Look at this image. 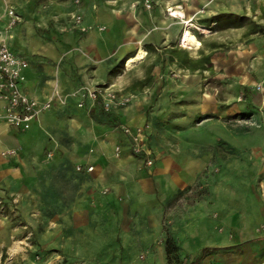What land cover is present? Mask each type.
I'll list each match as a JSON object with an SVG mask.
<instances>
[{
  "label": "rangeland",
  "instance_id": "374dc122",
  "mask_svg": "<svg viewBox=\"0 0 264 264\" xmlns=\"http://www.w3.org/2000/svg\"><path fill=\"white\" fill-rule=\"evenodd\" d=\"M84 2L0 0V42L54 72L48 125L0 152V264H187L203 244L264 238V0H151L131 22L144 61L125 71L139 49L119 46L103 60V83L62 90L60 73L90 74L99 52L85 37L106 30L73 27V15L84 19L65 10ZM184 29L198 50L180 46ZM110 84L127 105L79 108L68 96Z\"/></svg>",
  "mask_w": 264,
  "mask_h": 264
},
{
  "label": "crops",
  "instance_id": "0c3cea01",
  "mask_svg": "<svg viewBox=\"0 0 264 264\" xmlns=\"http://www.w3.org/2000/svg\"><path fill=\"white\" fill-rule=\"evenodd\" d=\"M84 1L86 2H84L81 7L72 9L67 6V10L65 11L67 13L72 12L77 15L80 14L84 19L83 23L103 25L106 27V30L103 32L94 31L85 37V42L83 44L84 46H86V49L89 51L91 50L99 52V57H97V59L93 61L95 66L90 71V74L86 76L84 74H81L82 70H80L78 73H71V77L69 78L63 76V73H60L61 75H59L57 81L62 90L70 89L67 88V86L75 87L74 85H78L79 83H83L89 86H96L100 83H103L104 79L101 77L100 68H106L107 61L103 62V60L110 58L111 52L113 50L121 46L120 52L122 51V53L125 54L127 53V51H130L132 49L138 50L139 46H141L140 40L137 41L132 39V33H134L135 31L132 30L131 22L132 24H134L135 21H138L137 23L139 24L141 23L142 18H145L146 10L143 8L142 5L143 0ZM152 4H157L156 0H152ZM176 13L182 16L181 12ZM154 35L157 36L158 33H151L150 35L146 36V43L149 44L154 42ZM135 54L133 53L132 55L127 57H132ZM81 59L82 58H80V56L75 57L76 65H83ZM46 63L47 62H45L44 59L42 60L40 58H36L34 59V62L30 61V64L28 63V68L24 71L25 81L23 82L21 87L23 91L28 94L31 98L37 100H44L47 97V93L49 92L51 85L53 84L54 72L50 67L46 65ZM70 80L73 82L71 83ZM109 86H111V84ZM86 104L89 106L92 103L90 102V100L87 99ZM48 112L42 114L36 121L32 123V126L29 130V136L32 137L34 134L35 137L38 136L40 134L39 132H41L43 128V125H48L46 115ZM43 122L44 124H42ZM44 129L48 130L46 127H44ZM18 132L22 134H27L28 131H18L12 127H9L3 121L0 120V152L3 151V149L5 148L9 149L17 144L18 136L16 135V133ZM257 239L260 238L243 239L240 242L231 246H218L209 243L203 244L199 249V253L195 256L192 261L187 264H190L191 262L195 261L200 256L201 251L203 249L216 250L207 254L200 261L199 264H214V260H216V264H260L262 261H264V256H262V251H264V240ZM243 248L248 249L247 251H245V255L244 253L235 252L231 256L234 257V259H228L226 256L227 254L223 252L224 250L231 249H233V251H238V249Z\"/></svg>",
  "mask_w": 264,
  "mask_h": 264
},
{
  "label": "built area",
  "instance_id": "2783aa9c",
  "mask_svg": "<svg viewBox=\"0 0 264 264\" xmlns=\"http://www.w3.org/2000/svg\"><path fill=\"white\" fill-rule=\"evenodd\" d=\"M143 6L150 9L151 0H143ZM179 16V15H178ZM181 16V15H180ZM175 12L170 13V17L179 18ZM182 19L184 15L182 14ZM17 22L15 14L9 12L8 27L12 28ZM73 27L80 32L89 31L92 27L85 26L80 16H72ZM184 33H182L181 40ZM28 68V62L16 55L6 40L0 42V120L9 127H12L21 132L30 130L32 123L36 121L42 114L48 112L53 106V98L47 96L44 100H37L31 98L26 94L21 85L25 81L24 71ZM73 98H77V106L81 108L83 101L90 100L92 105L97 100L100 102L101 108L109 112L113 107L125 106L130 102V97L120 95L113 91L111 86L104 88L102 91L96 92L95 90L87 92H73L69 94ZM123 132L130 136L136 143L134 151H138L137 147L143 148V136L139 133H134L130 128L123 127ZM14 150L3 152V155H13ZM50 153L48 156L50 157ZM151 165V160L147 161ZM77 171L82 169L87 173L93 170L92 166L80 167L77 166ZM260 264H264L261 262Z\"/></svg>",
  "mask_w": 264,
  "mask_h": 264
},
{
  "label": "bare ground",
  "instance_id": "6f19581e",
  "mask_svg": "<svg viewBox=\"0 0 264 264\" xmlns=\"http://www.w3.org/2000/svg\"><path fill=\"white\" fill-rule=\"evenodd\" d=\"M175 15L177 17L180 16L176 12H175ZM180 18H182V17L180 16ZM194 26L191 25L190 28L191 29H195ZM199 30H200L202 35H207V33H208L206 30H202V29H199ZM181 37H180V39H181ZM179 42H180V46L186 47V48H188L190 50H195L198 47V43H197L196 38L193 36L192 32L187 30V29H184L183 39H182V41H179ZM145 56H146V53L144 52V50L139 49L138 52L134 56L129 57V58H127L125 60V62H124V70H126V71L132 70L134 67L139 65L144 60ZM17 249L18 248H17V245L15 243V246H13L11 248V251L15 252V251H17Z\"/></svg>",
  "mask_w": 264,
  "mask_h": 264
},
{
  "label": "trees",
  "instance_id": "16d2710c",
  "mask_svg": "<svg viewBox=\"0 0 264 264\" xmlns=\"http://www.w3.org/2000/svg\"><path fill=\"white\" fill-rule=\"evenodd\" d=\"M257 240H264V239H257ZM216 249H203L202 251H201V254H200V256L195 260V261H193V262H191L190 264H199L200 263V261L207 255V254H209V253H211L212 251H215Z\"/></svg>",
  "mask_w": 264,
  "mask_h": 264
}]
</instances>
